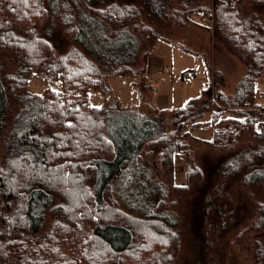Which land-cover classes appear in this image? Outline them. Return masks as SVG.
<instances>
[{
	"label": "trees",
	"instance_id": "1",
	"mask_svg": "<svg viewBox=\"0 0 264 264\" xmlns=\"http://www.w3.org/2000/svg\"><path fill=\"white\" fill-rule=\"evenodd\" d=\"M245 1L0 0V264H172L180 234L167 209L168 186L154 197L131 194L134 202L118 195L126 180H116L146 166L139 164L145 145L158 149L170 169L176 152H188L183 139L209 124L207 113L212 136L205 143L233 149L245 130L264 142V108L256 99L264 73V0ZM51 14L68 45L62 53L43 35ZM205 14L214 22L202 21ZM144 17L180 28L174 32L191 24L207 37L212 32L209 41L246 67L234 95L220 88L221 74L211 75L210 87L173 109V128L164 135L156 134V121L145 111L109 109V78L139 87L159 39L200 58L209 74L214 70L211 54L151 30ZM143 57L146 66L138 61ZM34 73L47 85L42 92L29 89ZM57 81L59 88L50 86ZM91 89L102 94L101 105L93 104ZM235 161L238 151L228 159ZM249 161L245 156V181L264 188V166L253 169ZM200 177V168L190 167L187 183L174 185L175 192L182 195ZM259 208L256 227L264 231V204ZM255 245L252 264H264V239Z\"/></svg>",
	"mask_w": 264,
	"mask_h": 264
},
{
	"label": "rangeland",
	"instance_id": "2",
	"mask_svg": "<svg viewBox=\"0 0 264 264\" xmlns=\"http://www.w3.org/2000/svg\"><path fill=\"white\" fill-rule=\"evenodd\" d=\"M250 3L251 0L245 1L246 6ZM262 15L264 16V9ZM143 20L151 26V30L156 29V32L171 37L170 39L178 44L188 45L205 54L209 53V56L211 54L214 71L209 74L200 58L174 48L163 39L156 40L152 48L147 46L149 50L151 48V53L147 60V70L143 72L147 73L148 79L144 74L140 75L139 87L130 80L125 83L117 75L109 78L107 83L111 85V98L108 103L110 110L117 105L124 107L123 111L128 109L137 113L145 111L146 114L156 116L153 118L146 115V118L156 121L157 135H164L173 128V109L187 105L201 94L202 89L210 87L213 84L212 76L217 79L218 75L216 76L215 72L222 75L220 88L229 95L235 94V88L245 74L246 67L239 58L220 44L214 45L213 41H209L213 36L212 32L207 37L203 30H197L192 24L184 26L180 32H174L173 30L180 28L175 27L172 30L156 20H148L146 17ZM44 32L43 35L57 46L58 53L66 50L68 45L65 40H59L62 32L53 14ZM138 61L146 66L144 57ZM10 66L15 70L14 64ZM189 71L194 76L190 80L182 79V75ZM131 77L127 79H133ZM46 86L39 74L34 73L31 76L30 91L42 92ZM50 86L59 88V82H54ZM262 89L264 73L257 79L256 95L257 103L264 108ZM211 91L214 92V86L211 87ZM90 93L93 104L99 106L102 94L94 89H91ZM140 99L143 105L140 104ZM150 104L158 111L157 115ZM230 116V113L222 115ZM141 119L143 118H138V121ZM203 120L210 124L209 113ZM209 124L194 131L195 136L192 138L183 139L184 150L188 152H176L170 169L162 163V153L158 149H151L145 145L141 152L143 162L139 164L145 163L146 166L140 169L135 167L130 173L127 169L125 176L116 180L121 183L126 180V186L123 184L121 188L118 184L117 193L123 197L130 195L129 197L136 202L137 196L140 198H146L148 194L153 196L156 189L168 186L167 209L179 220L177 229L180 234L172 264H252L255 260V240L264 239V231L256 227L262 213L259 206L264 204V188L263 183H247L242 169L245 167V156L250 157L249 162L253 169L264 166L260 165L264 164V142L255 139L252 132L245 130L233 149L207 144L204 139H210L212 136ZM235 151L239 153L240 162L228 163L230 154ZM1 159L0 156V162ZM193 166L200 168V179L182 195H178L174 185L186 184L188 169ZM251 178L255 177L251 175ZM159 193L158 195L162 196L161 191ZM151 196H148V202ZM159 201L160 199L156 201L157 204ZM51 221L52 217L48 215L45 229L51 225ZM141 241L142 238L138 243ZM153 254L157 255L156 252Z\"/></svg>",
	"mask_w": 264,
	"mask_h": 264
},
{
	"label": "built area",
	"instance_id": "3",
	"mask_svg": "<svg viewBox=\"0 0 264 264\" xmlns=\"http://www.w3.org/2000/svg\"><path fill=\"white\" fill-rule=\"evenodd\" d=\"M205 19L206 18H204L202 21H206ZM192 76L193 74L191 72H188L186 75H182V79L187 80V79H190ZM261 94L264 95V89L261 90Z\"/></svg>",
	"mask_w": 264,
	"mask_h": 264
},
{
	"label": "bare ground",
	"instance_id": "4",
	"mask_svg": "<svg viewBox=\"0 0 264 264\" xmlns=\"http://www.w3.org/2000/svg\"><path fill=\"white\" fill-rule=\"evenodd\" d=\"M204 18H206L205 20L208 21V22L213 21V18H211V14H208V15L203 16V17H202V20H203Z\"/></svg>",
	"mask_w": 264,
	"mask_h": 264
},
{
	"label": "crops",
	"instance_id": "5",
	"mask_svg": "<svg viewBox=\"0 0 264 264\" xmlns=\"http://www.w3.org/2000/svg\"><path fill=\"white\" fill-rule=\"evenodd\" d=\"M119 84H121V82L119 81ZM122 85V84H121ZM103 98L101 99V102H99L100 104L99 105H101L102 103H103Z\"/></svg>",
	"mask_w": 264,
	"mask_h": 264
}]
</instances>
